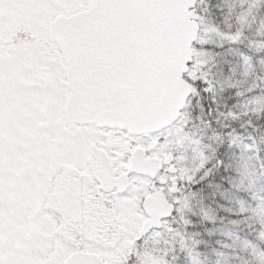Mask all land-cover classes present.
Segmentation results:
<instances>
[{
  "label": "snow or ice",
  "instance_id": "1",
  "mask_svg": "<svg viewBox=\"0 0 264 264\" xmlns=\"http://www.w3.org/2000/svg\"><path fill=\"white\" fill-rule=\"evenodd\" d=\"M38 2L16 0L20 7ZM68 2L89 10L76 27L87 49L83 74L95 92L132 112L148 93L171 100L168 123L117 126L124 138L145 146L154 136L183 140L169 146L173 159L155 175L143 171V157L159 146L122 169L149 179V191L163 188L170 207L154 215L135 180L114 185L117 195L140 197L137 216L124 228L106 221L107 230L87 243L111 254L113 264H264V23L247 26L264 20V0ZM46 62L67 79L63 58ZM112 150L132 157L119 145ZM140 217H151L144 230Z\"/></svg>",
  "mask_w": 264,
  "mask_h": 264
},
{
  "label": "flooded vegetation",
  "instance_id": "2",
  "mask_svg": "<svg viewBox=\"0 0 264 264\" xmlns=\"http://www.w3.org/2000/svg\"><path fill=\"white\" fill-rule=\"evenodd\" d=\"M55 2L59 7L49 0H39L32 7L0 0V193L4 202L0 211L10 224L5 230L18 234L22 229L29 238L24 250L16 247L26 256L19 264H65L76 253L97 255L113 264L106 258L112 259L110 254L87 241L100 229L107 230L106 221L120 227L125 218L137 216L140 197L117 195L114 185L123 189L135 180L144 189V205L148 198L165 195L163 188L154 185L149 191V179L129 177L122 169L134 167L137 151L159 146L162 152L144 157L155 175L170 161L168 157L173 159L164 154L171 140L161 143L154 136L147 146L130 144L126 132L118 129L68 123V80L59 79L46 62L64 60L50 31L57 20L86 8L78 11L68 0ZM114 145L132 157L122 159L124 153H114ZM140 220L143 227L151 217ZM31 253L33 260H29ZM0 264H12L6 252L0 254Z\"/></svg>",
  "mask_w": 264,
  "mask_h": 264
},
{
  "label": "water",
  "instance_id": "3",
  "mask_svg": "<svg viewBox=\"0 0 264 264\" xmlns=\"http://www.w3.org/2000/svg\"><path fill=\"white\" fill-rule=\"evenodd\" d=\"M88 11L86 9L72 17H64L63 19L57 20V22L53 23L50 31V37L59 45L64 56L65 65L67 66V80L70 94L65 105V113L68 123L82 126L95 125L98 128L111 129H118L117 126L123 128L127 125L131 130L160 127L168 123L173 117V110L170 98L164 94H146L138 102V110L132 112L124 104L117 103L92 89L87 82V77L83 74L82 68L86 59L87 49L84 45L83 35L76 27L77 17L83 16ZM137 154L142 155L143 152L137 151L134 158ZM155 161L158 162L157 160ZM146 164L147 167L143 171L150 172L148 167L150 163ZM133 166H135V160ZM1 203H4L2 193H0ZM165 205H168V201L162 193L145 201V206L154 215L156 213H162ZM1 213L0 211V227L6 229L10 224L6 220L7 218ZM149 223L150 221H147L144 225ZM144 225L142 230H144ZM95 261L107 264L97 255L83 253L72 255L64 263L95 264Z\"/></svg>",
  "mask_w": 264,
  "mask_h": 264
},
{
  "label": "rangeland",
  "instance_id": "4",
  "mask_svg": "<svg viewBox=\"0 0 264 264\" xmlns=\"http://www.w3.org/2000/svg\"><path fill=\"white\" fill-rule=\"evenodd\" d=\"M158 150L160 152H162V149L159 148ZM168 158H169L170 161L172 160L171 157H168ZM166 159H167V156H166ZM166 162H168V159L166 160ZM1 169L2 168L0 167V170ZM126 213H127V211H126ZM125 219H126L125 221L121 222L122 224L120 225V228H124L125 225L132 218L130 217V218H125ZM25 224L26 223H24V225ZM24 234H27V233L22 231V229L19 230L18 234H15L14 231H9V230L3 231V230H0V254H3V253L6 252L9 255V257H10V261H12V264H19L20 258L25 254L24 251L22 253H20L16 249V247L22 246L23 248H21V249L24 250V247H25L24 245L27 243V241H29V238L27 240V238H26V236ZM27 256H29V254H27ZM33 257H34V255L31 253V257L30 258H32V259H29V260H33ZM109 257L112 258L111 254L109 255ZM107 259H109V261L113 262V259H110L108 257H107Z\"/></svg>",
  "mask_w": 264,
  "mask_h": 264
},
{
  "label": "trees",
  "instance_id": "5",
  "mask_svg": "<svg viewBox=\"0 0 264 264\" xmlns=\"http://www.w3.org/2000/svg\"><path fill=\"white\" fill-rule=\"evenodd\" d=\"M260 23H264V20H262V18H260L259 16H257V17H255V18H253L252 20H248V21H247V26H248V27H252V26L257 25V24H260ZM242 26H243V25H242ZM182 143H183V140H182V139H177V140H175V141H172V140H171L170 144L167 145V147H166L167 151H166V153H164V154H170V155H173V149L170 148L169 146L172 145L173 148H174V145H175V144H182ZM180 159H181V160L185 159V154H182L181 157H180ZM179 162H180V161L178 160V163H179Z\"/></svg>",
  "mask_w": 264,
  "mask_h": 264
}]
</instances>
